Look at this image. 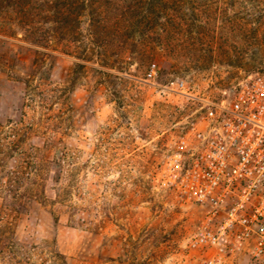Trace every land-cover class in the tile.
Wrapping results in <instances>:
<instances>
[{
  "label": "rangeland",
  "instance_id": "1",
  "mask_svg": "<svg viewBox=\"0 0 264 264\" xmlns=\"http://www.w3.org/2000/svg\"><path fill=\"white\" fill-rule=\"evenodd\" d=\"M195 1L183 10L188 24L169 35L158 23L127 33L108 25L99 35L87 9L75 37L49 47L21 25L0 24V264H62L58 252L67 264H198L212 251L191 244L199 207L155 177L179 135L201 124L207 101L264 72V0ZM105 3L111 13L122 4ZM38 25L40 35L49 29ZM177 79L187 93L171 85ZM64 151L66 201L44 202V185L55 194L50 175L63 174L44 158ZM36 183L42 197H25ZM4 185L21 199L6 200Z\"/></svg>",
  "mask_w": 264,
  "mask_h": 264
},
{
  "label": "built area",
  "instance_id": "2",
  "mask_svg": "<svg viewBox=\"0 0 264 264\" xmlns=\"http://www.w3.org/2000/svg\"><path fill=\"white\" fill-rule=\"evenodd\" d=\"M147 75L155 77L151 63ZM171 85L187 93L183 79ZM201 124L179 135L155 180L196 204L193 246L209 248L198 264H264V72L207 101Z\"/></svg>",
  "mask_w": 264,
  "mask_h": 264
},
{
  "label": "trees",
  "instance_id": "3",
  "mask_svg": "<svg viewBox=\"0 0 264 264\" xmlns=\"http://www.w3.org/2000/svg\"><path fill=\"white\" fill-rule=\"evenodd\" d=\"M105 1L106 0H0V24L9 21L16 25H21L24 29L27 28L30 30L31 37H29L32 38L36 44L49 47L48 45L52 41H61L63 39L75 37L80 22V15L85 9L89 11L92 17H90V23L94 27L93 33H98L99 35L105 32L106 26L108 25H113L116 30L122 29V33H127L132 30L134 25L146 27L156 25V23L160 24L169 35L172 32L178 33L181 29H184L182 27L183 24L187 25L189 21V17L183 10L191 0H120L122 2L121 8L112 13L106 6H103L106 4ZM195 2L196 8L205 6L217 8L220 0H196ZM110 3H113V0H110ZM112 6L113 8L116 7L114 4H112ZM169 10L172 11L170 15L167 14ZM161 15H166V20L159 21L158 16ZM39 22L43 24L47 23L49 27L48 30H44L42 35L37 33ZM45 52L49 53L44 50V53ZM25 82L28 83L29 79L27 78ZM11 142H14V140H8L7 143L10 144ZM35 147L40 149V146ZM6 156H10V154ZM71 156V153L64 151L60 156L56 157L52 155L51 157L44 158L47 162L59 164L58 171L63 173L62 175L57 174L56 176L53 174L50 175L55 183L52 186L55 194L54 198H49L46 195L44 185V202L50 199L51 201L56 200L57 202L65 203L63 201H66V190L64 186L61 185L60 179L64 175V179L71 180L72 170L68 167H62V162L66 161L68 163ZM5 163V157L0 156L1 169L4 168ZM50 171V167L44 165V181L46 176L50 174ZM25 172L26 170H22V174ZM5 175L9 176L8 170ZM35 185L28 186L27 189L29 192L27 195L25 194V197H42L40 194V187L37 186V183ZM2 188H4V198L6 197V200L8 197H13V202L16 199H21L20 197L22 196L12 192L9 186L4 185ZM58 253L63 257L62 264H67L64 254Z\"/></svg>",
  "mask_w": 264,
  "mask_h": 264
},
{
  "label": "water",
  "instance_id": "4",
  "mask_svg": "<svg viewBox=\"0 0 264 264\" xmlns=\"http://www.w3.org/2000/svg\"><path fill=\"white\" fill-rule=\"evenodd\" d=\"M231 92V87L228 89V93H230Z\"/></svg>",
  "mask_w": 264,
  "mask_h": 264
}]
</instances>
